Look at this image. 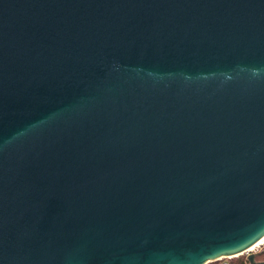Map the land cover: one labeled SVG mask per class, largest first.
<instances>
[{"label":"water","instance_id":"95a60500","mask_svg":"<svg viewBox=\"0 0 264 264\" xmlns=\"http://www.w3.org/2000/svg\"><path fill=\"white\" fill-rule=\"evenodd\" d=\"M263 239L264 0H0V264Z\"/></svg>","mask_w":264,"mask_h":264},{"label":"built area","instance_id":"2783aa9c","mask_svg":"<svg viewBox=\"0 0 264 264\" xmlns=\"http://www.w3.org/2000/svg\"><path fill=\"white\" fill-rule=\"evenodd\" d=\"M261 242V243H260ZM258 244H256L254 247H252L248 252H246V253H248V255H250V254H253V253H259L260 251V248L262 247V246H264V241L262 240V241H260ZM244 255V254H243ZM247 255V256H248ZM239 257V256H238ZM236 258V257H235ZM229 259H232V258H224V259H220V260H218V261H216V262H213V263H210V264H216V263H219V264H229L228 263V260Z\"/></svg>","mask_w":264,"mask_h":264},{"label":"trees","instance_id":"16d2710c","mask_svg":"<svg viewBox=\"0 0 264 264\" xmlns=\"http://www.w3.org/2000/svg\"><path fill=\"white\" fill-rule=\"evenodd\" d=\"M258 259L263 260V257H260ZM228 263L229 264H249V262L247 261V257L245 255H241L239 257L229 259ZM216 264H219V263H216Z\"/></svg>","mask_w":264,"mask_h":264},{"label":"rangeland","instance_id":"374dc122","mask_svg":"<svg viewBox=\"0 0 264 264\" xmlns=\"http://www.w3.org/2000/svg\"><path fill=\"white\" fill-rule=\"evenodd\" d=\"M263 250H264V246H262L259 251L261 252ZM244 255L247 257L248 253H245ZM263 259H264V257H263Z\"/></svg>","mask_w":264,"mask_h":264},{"label":"bare ground","instance_id":"6f19581e","mask_svg":"<svg viewBox=\"0 0 264 264\" xmlns=\"http://www.w3.org/2000/svg\"><path fill=\"white\" fill-rule=\"evenodd\" d=\"M263 241H264V239H263ZM261 243V242H260Z\"/></svg>","mask_w":264,"mask_h":264},{"label":"flooded vegetation","instance_id":"af4514ba","mask_svg":"<svg viewBox=\"0 0 264 264\" xmlns=\"http://www.w3.org/2000/svg\"><path fill=\"white\" fill-rule=\"evenodd\" d=\"M259 261H261V260H259Z\"/></svg>","mask_w":264,"mask_h":264}]
</instances>
